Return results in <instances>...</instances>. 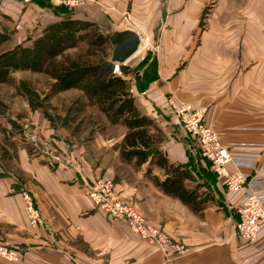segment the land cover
Returning <instances> with one entry per match:
<instances>
[{"label":"crops","instance_id":"crops-1","mask_svg":"<svg viewBox=\"0 0 264 264\" xmlns=\"http://www.w3.org/2000/svg\"><path fill=\"white\" fill-rule=\"evenodd\" d=\"M86 1L67 12L35 1L19 7L9 1L14 8L0 6V26L15 25L20 37L12 47L28 48L41 36V27L63 17L89 21L110 47L113 32H137L141 44L147 43L137 55L140 64L120 75L129 81L139 112L162 131L163 141L152 149L161 150L170 163L192 160L205 168L178 119L164 116L167 111L160 105L169 95L203 109L205 123L225 146L264 145V0ZM21 72L33 78L40 73ZM71 90L88 104L80 90L66 91ZM91 107L100 120L88 124L86 133L52 126L39 110L27 109L30 114L23 118L5 113L11 120L0 119V243L21 255L16 263L0 258V264H264V220L254 245L242 244L235 233V208L245 190L229 192L209 167L207 175L198 177L189 166L199 181L186 185H200L203 206L194 211L155 184L154 177L167 176L162 168L153 165L147 172V162L135 166L121 158L127 128L111 124L97 106ZM21 121L34 124L32 132L55 148L41 149ZM28 143L35 153L28 151ZM99 177L113 180L123 200L184 250L152 245L94 207L86 184ZM22 190L31 192L46 226L28 225Z\"/></svg>","mask_w":264,"mask_h":264},{"label":"trees","instance_id":"trees-1","mask_svg":"<svg viewBox=\"0 0 264 264\" xmlns=\"http://www.w3.org/2000/svg\"><path fill=\"white\" fill-rule=\"evenodd\" d=\"M35 2L42 6L50 5H47L45 0ZM50 27L56 30V35L51 41L46 42L45 36L39 37L31 48L20 46L17 51L0 54V59L6 58L0 67V81L5 80L9 72L16 70L44 71L56 81L60 89L77 88L90 104L98 107L111 124L120 123L127 128L120 144V155L125 162H134L135 166L147 162V172L153 165L162 168L167 176L163 180L154 177L155 184L164 193L178 198L194 211H201L202 201L197 193L200 185L193 188L186 185V181L194 180L188 167L194 169L198 177H203L208 174L205 169L209 167L208 163L205 164V168L200 163L198 165L193 163L192 160L184 164H174L168 161L161 150L152 149L164 138L161 137V131L155 127L152 119L139 112L134 96L130 92L129 81L113 72L114 63L109 60L108 55H100L95 61L88 59L91 54L102 50L108 39L102 33L95 32L85 54L57 61L58 55L75 44L80 22L64 18L53 22L48 28ZM42 40L45 43L41 47ZM20 51L28 54V57L22 61L17 58L8 60L10 56H19ZM119 68L123 74L128 72V68L123 65ZM152 127L156 128V132L151 131Z\"/></svg>","mask_w":264,"mask_h":264},{"label":"built area","instance_id":"built-area-1","mask_svg":"<svg viewBox=\"0 0 264 264\" xmlns=\"http://www.w3.org/2000/svg\"><path fill=\"white\" fill-rule=\"evenodd\" d=\"M45 1L64 6L76 4L75 0ZM141 58L142 56L139 59ZM113 72L121 74L118 64H114ZM132 91L130 89V92ZM164 105L194 142L200 160L208 163L225 189L229 192L245 190L244 197L235 208L237 220L234 229L242 244L254 245L261 237L260 222L264 220V145L227 147L221 142L219 133L205 123L203 109L195 108L174 96L166 98ZM243 168L249 172H243ZM20 195L25 203L31 227L46 226V219L37 208L30 192L22 190ZM86 195L94 207L114 219L123 221L133 233L152 245L164 249L174 247L177 252L184 250L182 245L173 244L159 227L147 221L133 203L123 200L110 178L99 177L88 182ZM0 256L8 262L18 261L21 257L16 248L3 244H0Z\"/></svg>","mask_w":264,"mask_h":264},{"label":"rangeland","instance_id":"rangeland-1","mask_svg":"<svg viewBox=\"0 0 264 264\" xmlns=\"http://www.w3.org/2000/svg\"><path fill=\"white\" fill-rule=\"evenodd\" d=\"M9 1H11L13 4H16V7H19L20 5L25 6L27 4H31L35 0L31 2H24L22 0H9ZM9 1L0 0V6L9 5V6H13L14 8V5ZM75 1L76 4L74 6L55 5L48 1L45 2H47L46 3L47 5L50 4L49 6L58 7L56 9H58V11L61 12H67L66 8L69 7L84 6L87 2L86 0H75ZM61 19H64V17ZM61 19H58L56 22L60 21ZM79 22H80V27H79L80 30L77 31L76 33L77 40L75 44L73 45V47L67 48L60 55H58L56 58L57 61H63L67 57H75L79 54H85L89 42L91 38L95 35V32L102 33L98 27L93 26L89 21H79ZM51 24L48 23V25L41 27L43 31L40 37L45 36V39H47L46 42L51 41L56 35V30L54 27L48 28L49 25ZM6 25L7 26H3V25L0 26V41L2 40L1 42H3L0 43V54L2 53L7 54L10 53L11 51L12 52L17 51L18 47H20L19 45L12 47L14 43L19 40L20 37L15 34L16 31L15 25H11V24H6ZM44 43L45 42L42 40L41 47L43 46ZM110 48H111L110 44L109 42H107L103 46L102 50L99 49L95 54H91L88 57V59L90 61H95L100 55H108L109 57L111 54ZM27 55L28 54H24V52L20 51L19 56L18 55L14 57L10 56L8 60L11 59L16 60L17 58L20 59L19 61H22L23 58L28 57ZM5 59H0V67L5 62ZM138 59L139 58L137 56L135 59L127 62L128 66L125 65L123 66L127 68L132 67V69L134 67L136 68V66L140 64V62L136 63ZM19 71L27 72L28 70H19ZM11 75L12 72H9L5 80L0 81V119L2 118L4 119L6 118V116L10 119V117L5 113L9 115L14 113L19 118H23L26 115L30 114L28 113L29 111H26L27 109L39 110L40 113H42V115L44 116V118H46L48 121L51 122L52 126L59 124L61 125V127H66V130L73 131L75 134L80 133L82 131L84 132V130L86 133L87 130L86 126H88V124L90 125L91 123L100 120V114H98L96 110L91 107L94 105L88 102V104L91 105L88 106L86 100H84V98L81 95L77 94L75 90L66 91L60 89L56 81L53 78H51L46 72L44 71L40 72L38 76H35L34 78L31 75L29 76L26 74L22 75V72L20 74L17 73L13 74V76ZM131 88L132 87H130V89ZM170 96L172 95L166 96V98ZM160 107H162L163 109L165 108L167 111L164 112L165 113L164 116L166 115L168 116L171 113V111L167 107H165L164 101L162 102ZM20 125H22V130L25 129L31 131L30 133L33 136L29 135L30 139L32 141L34 140V142L37 143L41 149H45L46 151L50 152V150H53V147L55 148V145L54 144L50 145L51 141L44 139L40 135V133L36 131L35 133L32 132L35 129V126L30 121H26V122L21 121ZM20 128L21 127H19V129ZM151 131L156 132V128L152 127ZM161 137H163L162 131H161ZM26 146L28 148V151H30L31 153H35L33 147H31L29 143L26 144ZM57 149H59V146ZM10 162H11L10 167L15 168V160H11ZM193 181L195 182L199 180L195 177ZM188 184L192 185V183L190 182ZM24 208H25L26 219L28 221L25 203H24ZM28 225L31 227L29 221H28ZM0 244L6 245L4 243H0ZM0 258L3 259L1 256ZM18 261L9 262V263H16Z\"/></svg>","mask_w":264,"mask_h":264},{"label":"water","instance_id":"water-1","mask_svg":"<svg viewBox=\"0 0 264 264\" xmlns=\"http://www.w3.org/2000/svg\"><path fill=\"white\" fill-rule=\"evenodd\" d=\"M111 43L110 61L118 66L130 60L141 45L140 36L133 30L115 31L109 36Z\"/></svg>","mask_w":264,"mask_h":264},{"label":"bare ground","instance_id":"bare-ground-1","mask_svg":"<svg viewBox=\"0 0 264 264\" xmlns=\"http://www.w3.org/2000/svg\"><path fill=\"white\" fill-rule=\"evenodd\" d=\"M147 45L146 40L140 45V47L137 49V51L133 54L132 57L137 56L141 51H143V49L145 48V46Z\"/></svg>","mask_w":264,"mask_h":264}]
</instances>
